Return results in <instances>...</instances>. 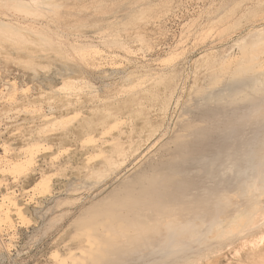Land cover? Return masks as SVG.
Instances as JSON below:
<instances>
[{
	"label": "rangeland",
	"instance_id": "374dc122",
	"mask_svg": "<svg viewBox=\"0 0 264 264\" xmlns=\"http://www.w3.org/2000/svg\"><path fill=\"white\" fill-rule=\"evenodd\" d=\"M55 2L60 6L61 14L58 19L54 16L37 17L32 18L34 20L32 24L34 28L43 26L45 28L43 33L51 40L59 41L61 48L67 51L69 61L76 66V71L70 74V78L77 83L74 92L80 94L81 99L78 102L79 107L61 108L51 115L67 121L72 111L77 115L89 116L96 124L101 122L102 125L91 130L98 141L102 138L105 141L109 139L103 145L99 143V146L104 148L106 156L113 152L109 147L111 142L122 144L126 151L129 144L136 142L137 149L127 155L123 166L117 168L118 170L109 171L103 177H99L100 179L88 178L90 175L87 167L102 160V157H96L99 154L98 149L92 144H84L82 147L85 142L84 134L83 139L72 137L63 144L69 148L68 153L61 149L56 141L57 132L54 130L56 125L46 122L51 115L48 114L44 98H38L42 102L40 110L39 106L31 108L30 105L31 100L39 96L41 92L39 88L47 86H42L33 79L15 60L16 55L11 51V54L0 51V92L15 87L18 92L13 100L23 102L20 108L8 111L6 118L2 115V110L7 108L10 99L0 97V203L4 196H9V199H15V203L22 207L26 216L25 220L21 221L11 208L10 216L13 221L0 228V264H60L59 260L53 257L56 253L65 256L71 251L79 252L78 250L85 246L86 236L83 235V229L89 217L88 215L86 217V211L116 197L138 173L152 172L154 166L171 158L170 149L178 135L175 130L178 128L182 111L192 117L196 116V119H202L201 115L205 108L211 107L208 115H213V118L199 125L190 124L195 125L193 131L208 130L204 133L207 137L201 140L204 145L208 144L202 149L204 154L209 153L210 144L215 146L219 144L221 130L228 131L229 135L240 136L243 127H249L264 119L263 104L254 108L253 103L248 107L250 109H247L243 94L242 97L238 96L239 99L236 98L237 101L225 96L211 102L210 106L204 100V95L208 93L213 97L230 80V74L222 76L223 72L218 64L225 57L239 56L237 49L233 47L234 41L246 38L248 32L258 28V25H264V0H55ZM5 15L8 17L7 20ZM22 16L23 13L0 8L2 21L7 22L11 19L21 28H27L31 24V19ZM226 28L229 30L223 32ZM79 44L87 48L81 52L71 48ZM173 52L174 60L165 63L164 59ZM233 68L235 69L232 66ZM138 76L145 82L131 88L132 92L125 94L130 88L127 83L132 84ZM57 80L53 82L59 85L60 80ZM213 90L215 93H212ZM86 97H90V100H86ZM123 102L126 103L122 104ZM200 105L205 108L198 114L195 107L198 108ZM123 106L124 110L120 111ZM162 106L165 108L164 113L160 111ZM137 108L143 109L145 117L158 126L155 132L141 133L137 128L129 130L127 112ZM105 109H108L113 117L105 120ZM27 112H33V115ZM187 140L189 144L192 143L193 136ZM31 141L46 145L48 148L44 146V149L36 152L33 168L18 178L15 173L9 171L11 163L26 156V145ZM235 164L233 166L229 164L227 166L229 169L224 166L221 168L220 176L224 177L223 181L228 175L230 177V174L232 176L235 174ZM193 173L197 176L196 179H200L198 184H202L198 190L201 188L203 190L199 193L211 195L212 192L209 193L208 190L215 182L213 183L211 178L208 179L209 182L205 178H200L202 170H193ZM43 175H48L51 179V189L47 195H41L33 188ZM232 179L234 181V176ZM232 179H229L232 182L229 186L237 183L235 185H239L235 187L239 189L234 188L232 200L229 201L237 204L240 200H243V203L253 200L252 202L256 203V211L261 214L258 218L256 212V219L253 220V227L257 226L258 229L240 235L231 232L227 239L214 240L207 245L195 243L197 250L193 252L198 254L197 257L196 255L192 257V260L196 261L192 262L193 264H249L255 253L264 251V243H260V246L252 251L249 244L245 245L264 235V193L259 190L262 189L261 185L252 186L249 184L251 180L233 184ZM220 188L223 190L222 184ZM236 191L240 196L236 194L234 197ZM4 207L8 208V203H5ZM149 252L148 249H143L139 252L141 254L138 252L125 254L122 257L126 256V260H117L112 264H176V262L182 264L184 259L176 260L173 256L165 259L162 256L163 260H160V257H155Z\"/></svg>",
	"mask_w": 264,
	"mask_h": 264
},
{
	"label": "bare ground",
	"instance_id": "6f19581e",
	"mask_svg": "<svg viewBox=\"0 0 264 264\" xmlns=\"http://www.w3.org/2000/svg\"><path fill=\"white\" fill-rule=\"evenodd\" d=\"M0 8L9 12L16 11L23 13L22 17L31 19V24L27 28H21L18 23L11 19L7 22L0 19V51L4 54H11V51L16 55L14 57L15 60L18 61L24 70L31 74L33 79H36L40 85L47 86L46 88H39L41 92L36 99L31 100V108L39 106L40 108L38 109L40 110L42 102L39 99L43 98L49 115L61 108H69V106L79 107L78 102H80L81 95L74 92L77 89V83L70 78V74L76 71V66L69 61L67 51L61 48L59 41L56 40L55 42L45 35L43 33V30H45L43 26L34 28L32 24L34 22L33 19L37 17L46 18L47 16H54L58 19L61 14L59 11L60 6L56 4L55 0H0ZM7 19L8 17L6 16ZM228 30L229 28H226L223 32H227ZM248 39L250 40L249 42ZM233 47L237 49L239 56L232 58L225 57L218 64L219 69L223 72L222 76L230 74V80L228 75L226 77L229 80L227 84L223 83L224 87L220 84L223 89L221 88L222 90L217 93L213 90L212 93H215L213 97L207 93L206 96L204 95V100L210 106L211 102L220 100L225 96L232 97L233 101H237L236 98L240 95L242 97L243 94L247 109H250L248 107L253 105V103L254 108L262 104L264 106V25H258V28L248 32L246 38L242 37L234 41ZM71 48L77 52H81L87 46L79 44L77 46L73 45ZM174 58L175 53H169L164 62L171 63ZM232 66L235 67V69L233 68L234 70ZM55 79L60 80L59 85L53 82ZM135 80L132 84L127 83V85H130V88L125 94L132 92L133 89L131 88H136L145 82L142 81L140 76L136 77ZM16 92L18 91L15 87L13 89L6 88L5 92H0L2 99H10L6 106L7 108L2 110V115L6 118L8 117V111L20 108V104L23 103L13 100ZM86 100H90V97H86ZM27 101L29 102V100ZM125 103L123 102L122 104ZM202 106L200 105L201 109H199L200 107H195L198 114L202 108H205ZM124 108L125 106L120 111H123ZM210 108H205V111L201 115L205 119H196V116L192 117L182 111L178 121L179 129L175 130L176 133L178 132V135L173 141L174 146L170 149L171 158L154 166L152 172L138 173L133 180L126 184L121 193L103 203V206L99 205L98 207L94 206L88 209L85 215L89 217H87L85 229H83V235L86 236L85 246L78 250L79 252L71 251L65 256L56 253L53 256L54 259L59 260L60 264H112L117 260L123 261L126 256H122L125 254L139 253L140 250L148 249L150 251L149 254L153 253L155 257H160V260H163L162 256L165 259L173 256L176 260L184 258L182 264H191L192 262H196L192 260V257L195 255L197 257L198 254L193 252L197 250L195 243L207 245L214 240L227 239L230 236L228 234L231 232L240 235L255 228L257 230V226L253 227V220L256 219L257 212L256 203L248 199L249 202L245 203H243V200H237V204L230 201L233 197L232 191L235 190L234 188L237 189L235 186L239 185H235L237 183L234 184V182L242 184L246 180H251L249 184L251 183L252 186L253 184L261 185L262 189L259 190L264 193V119L249 127H243V132L239 134L240 136L238 134L229 135L228 131L221 130L222 135L219 144L217 146L210 144L209 153L204 154L202 149H205V146H208V144L204 145L201 140L207 137L204 133L208 130L193 131L195 125L190 126V124L195 123L199 125L206 122L207 119L213 118V115H208L211 110ZM247 109L246 111H250ZM67 110L71 111L70 109ZM160 111L164 113L165 108L162 106ZM27 113L33 115V112ZM248 114L247 112L246 115ZM104 115L105 120L113 117L108 109L104 110ZM145 116L146 113L141 108L133 109L132 111L128 110L129 130L133 131L137 128L141 133L155 132L158 126ZM57 117L51 115L47 118L46 122L56 125L54 129L57 132L56 141H58L61 149H65V152L68 153L70 151H68L69 148L64 147L66 145L63 144L72 137L83 139V134L85 135V142L82 144V147L84 144H92L95 149H98L99 154L95 155L96 157H102V160L87 167L90 175L88 178H101L107 172L120 168L127 155L135 152L137 149L136 142L129 144L127 151L123 148L122 144L111 142L108 144L110 150L113 152L109 151L110 155L106 156V153L103 151L104 148H101L99 143L103 145L109 139L105 141L102 138L101 141H98L91 130L93 127L102 125L101 122H97L96 124L89 116L84 114L83 116L77 115L76 113H72V111L71 117L67 121L58 119ZM119 127L121 126L119 125ZM187 131L191 132L186 133ZM191 136H193V142L191 141L192 143L189 144L187 138ZM26 146V156L11 163L9 171L15 173L17 177H22V175L27 174L33 168L35 153L41 148L44 149L46 145L42 146V144L31 141ZM229 164L231 166L235 164L236 167V172L235 174L233 173L234 181L232 179L233 176L230 174L229 177L226 173L228 175L226 177L233 181L234 185L232 187L229 186L232 183L229 179L227 181V178H225V181H223L224 177L220 176L221 168L224 166L226 169H229L227 167ZM193 170H202L203 174L200 178L207 180L211 178L212 182H215L213 184L215 187L212 185L214 190L210 186L212 191H209L211 189L206 185L207 190L209 189L208 192H212L211 195L200 194L203 188L200 191L198 188L202 184H198L200 179H196L197 176L193 175ZM213 177L217 180L214 179V181ZM242 178L244 179L242 180ZM220 180L223 182H219ZM50 182V177L43 175L42 179L33 188L41 195H47L51 189ZM220 184H222L223 190L220 188ZM194 191H196V194L193 193ZM236 192L234 193V197H236V194L240 196L238 191ZM9 198V196H4L0 203V228L13 221L10 216L11 208L14 209L15 215L21 221H24L26 217L22 207L15 203V199ZM5 203H8L10 208H5ZM11 215L13 216L14 214ZM259 215L261 214L258 213V218ZM260 243H264V235L253 239L245 245L249 244L252 251V249L258 248ZM177 250L180 252H177ZM176 264L180 263L176 262ZM249 264H264V251L255 253Z\"/></svg>",
	"mask_w": 264,
	"mask_h": 264
}]
</instances>
